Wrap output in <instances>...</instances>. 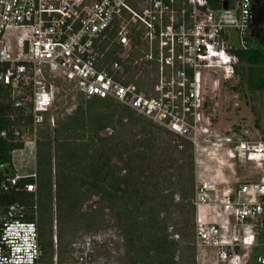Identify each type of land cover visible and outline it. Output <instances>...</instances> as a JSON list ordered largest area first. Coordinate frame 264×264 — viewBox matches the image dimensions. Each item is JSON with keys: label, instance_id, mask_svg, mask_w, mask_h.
<instances>
[{"label": "built area", "instance_id": "1", "mask_svg": "<svg viewBox=\"0 0 264 264\" xmlns=\"http://www.w3.org/2000/svg\"><path fill=\"white\" fill-rule=\"evenodd\" d=\"M253 6L254 0H0V87L14 110L30 116L0 130L22 142L11 150L15 173L0 189L32 176L23 187L36 191L35 166L21 172L14 156L27 149L36 158L40 126H54L55 112L73 109L77 97L109 99L190 141L196 258L209 250L214 264H264V137L241 122L218 128L205 104L208 89L236 76V51L256 45ZM248 163L261 169L257 178ZM24 214L18 202L1 210L0 264H82L100 239L73 242V260L56 253L44 260L37 221Z\"/></svg>", "mask_w": 264, "mask_h": 264}, {"label": "trees", "instance_id": "2", "mask_svg": "<svg viewBox=\"0 0 264 264\" xmlns=\"http://www.w3.org/2000/svg\"><path fill=\"white\" fill-rule=\"evenodd\" d=\"M254 41L256 45L236 51L247 64L249 79L257 68H264V39L260 34ZM79 97L72 113L56 118L52 127L44 123L38 129L36 191L23 187L34 177H20L10 189H0V211L18 202L24 218L33 220L35 205L39 206L37 224L44 260H51L54 253L60 261L73 260L68 243L62 245L60 230L58 250H53L51 214L56 205L59 229L75 218L78 227L93 232L101 229L107 209L123 238L128 264H196L190 141L123 104ZM94 104H100L101 110ZM29 121V114L14 110L0 87V130L11 131L12 125ZM106 126L114 129L101 133ZM21 145L10 135L0 136V182L14 175L11 150ZM92 195L97 196L95 202L83 207ZM249 264H256L255 260Z\"/></svg>", "mask_w": 264, "mask_h": 264}, {"label": "rangeland", "instance_id": "3", "mask_svg": "<svg viewBox=\"0 0 264 264\" xmlns=\"http://www.w3.org/2000/svg\"><path fill=\"white\" fill-rule=\"evenodd\" d=\"M250 82L252 84H250ZM207 92L208 94L205 100V104L208 107L207 111L211 114L213 122L218 128H223L227 124L241 122L252 130L255 137H259L260 134L264 135V68H257L256 73L249 79L247 64L244 60H240L236 66V76L233 79L229 82L220 80L218 87L215 89H208ZM80 101L81 98L77 97L71 102L74 106L73 109L68 112L62 111V109L58 110V112H55V116L57 118H64L66 115L72 113ZM94 107L98 110L102 108L100 104H94ZM260 126H262L263 129H261ZM113 129V126H106L101 130V133H109ZM25 134L26 132L23 133L24 136ZM14 159L15 164L21 172H28L35 166L36 158L35 156L32 157V154L28 153L27 149L22 154L17 153ZM245 168L247 170H252L251 176L254 178H257L261 173V169H256L250 166L249 163ZM178 197L179 194L176 193L174 199L178 200ZM96 199L97 196L92 195L83 202L82 206L85 207V205L95 202L94 200ZM52 201L54 203L55 198H53ZM102 218L103 222L100 227L101 229L96 232L92 230L85 231L81 227H78L79 224L76 222L75 218L71 219L70 222H64L63 224L66 223L65 228H57V233L59 230L61 233L62 245L68 243L66 248L72 249V253H69V255L74 259L78 256V249L72 245L73 242H84L87 237H91L93 240V236L96 235L100 238V241L98 240L95 246L89 250L82 264H128L127 256L123 252V238L119 229L113 226V217L109 214L107 209L103 211ZM52 230L53 250L55 252L56 249L58 250L57 244L59 242V236H55L56 238L54 241V221ZM169 230H171V227ZM258 251L259 253L264 252V247H259ZM196 264H214L213 253L208 250L206 255H200L199 258H196Z\"/></svg>", "mask_w": 264, "mask_h": 264}, {"label": "water", "instance_id": "4", "mask_svg": "<svg viewBox=\"0 0 264 264\" xmlns=\"http://www.w3.org/2000/svg\"><path fill=\"white\" fill-rule=\"evenodd\" d=\"M250 35L264 39V0H254Z\"/></svg>", "mask_w": 264, "mask_h": 264}, {"label": "flooded vegetation", "instance_id": "5", "mask_svg": "<svg viewBox=\"0 0 264 264\" xmlns=\"http://www.w3.org/2000/svg\"><path fill=\"white\" fill-rule=\"evenodd\" d=\"M255 118V116H254ZM264 126V125H263ZM35 219L36 221L39 220V216H40V208L39 206L35 205ZM52 216V226H53V221H54V226H55V236L57 237V228L59 227V225H61V219L58 217V213H57V207L56 205H54L53 207V213L51 214Z\"/></svg>", "mask_w": 264, "mask_h": 264}, {"label": "crops", "instance_id": "6", "mask_svg": "<svg viewBox=\"0 0 264 264\" xmlns=\"http://www.w3.org/2000/svg\"><path fill=\"white\" fill-rule=\"evenodd\" d=\"M260 128H261V129H263V127H262V126H260ZM260 136H263V137H264V135H263V134H260ZM263 253H264V252H263Z\"/></svg>", "mask_w": 264, "mask_h": 264}]
</instances>
